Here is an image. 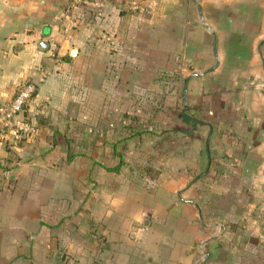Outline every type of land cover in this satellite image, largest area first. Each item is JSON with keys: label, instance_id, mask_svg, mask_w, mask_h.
I'll use <instances>...</instances> for the list:
<instances>
[{"label": "crops", "instance_id": "0c3cea01", "mask_svg": "<svg viewBox=\"0 0 264 264\" xmlns=\"http://www.w3.org/2000/svg\"><path fill=\"white\" fill-rule=\"evenodd\" d=\"M108 1L0 0V264H264V0Z\"/></svg>", "mask_w": 264, "mask_h": 264}, {"label": "built area", "instance_id": "2783aa9c", "mask_svg": "<svg viewBox=\"0 0 264 264\" xmlns=\"http://www.w3.org/2000/svg\"><path fill=\"white\" fill-rule=\"evenodd\" d=\"M73 5L81 4L97 10L104 9L108 0H72ZM136 6L134 5L133 8ZM101 12V11H100ZM41 78L40 80H42ZM37 90V82L26 81L18 85L10 102L0 105V129L11 132L14 141L19 142L36 132L34 123L25 116Z\"/></svg>", "mask_w": 264, "mask_h": 264}, {"label": "trees", "instance_id": "16d2710c", "mask_svg": "<svg viewBox=\"0 0 264 264\" xmlns=\"http://www.w3.org/2000/svg\"><path fill=\"white\" fill-rule=\"evenodd\" d=\"M128 118H129L128 125H130V127L134 129L132 135L149 131V127H150L149 123H147L148 121L147 122L145 121L144 117L133 115V116H129Z\"/></svg>", "mask_w": 264, "mask_h": 264}, {"label": "rangeland", "instance_id": "374dc122", "mask_svg": "<svg viewBox=\"0 0 264 264\" xmlns=\"http://www.w3.org/2000/svg\"><path fill=\"white\" fill-rule=\"evenodd\" d=\"M78 9H77V15L76 17L79 18L82 16V13H84L85 10H87V14H90V16L96 20L99 16H101V12L95 8H90V7H86L84 5H81V4H76L75 5ZM90 19V16L87 15Z\"/></svg>", "mask_w": 264, "mask_h": 264}, {"label": "water", "instance_id": "95a60500", "mask_svg": "<svg viewBox=\"0 0 264 264\" xmlns=\"http://www.w3.org/2000/svg\"><path fill=\"white\" fill-rule=\"evenodd\" d=\"M40 46H41V47L44 46V45H43V42H42V44H40ZM74 51H75V49H73V50L71 51V54H72Z\"/></svg>", "mask_w": 264, "mask_h": 264}]
</instances>
